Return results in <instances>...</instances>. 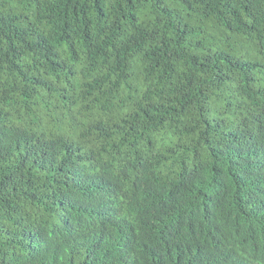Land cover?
I'll use <instances>...</instances> for the list:
<instances>
[{
  "label": "trees",
  "instance_id": "16d2710c",
  "mask_svg": "<svg viewBox=\"0 0 264 264\" xmlns=\"http://www.w3.org/2000/svg\"><path fill=\"white\" fill-rule=\"evenodd\" d=\"M0 264H264V0H0Z\"/></svg>",
  "mask_w": 264,
  "mask_h": 264
}]
</instances>
